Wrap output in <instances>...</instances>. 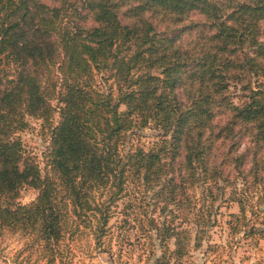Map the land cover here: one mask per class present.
I'll list each match as a JSON object with an SVG mask.
<instances>
[{
    "label": "trees",
    "instance_id": "obj_1",
    "mask_svg": "<svg viewBox=\"0 0 264 264\" xmlns=\"http://www.w3.org/2000/svg\"><path fill=\"white\" fill-rule=\"evenodd\" d=\"M227 190L229 230L264 242V0H0V234L53 261L70 222L98 242L115 214L152 264H186Z\"/></svg>",
    "mask_w": 264,
    "mask_h": 264
},
{
    "label": "rangeland",
    "instance_id": "obj_2",
    "mask_svg": "<svg viewBox=\"0 0 264 264\" xmlns=\"http://www.w3.org/2000/svg\"><path fill=\"white\" fill-rule=\"evenodd\" d=\"M55 118L56 116L53 121ZM26 119L27 127L18 132L16 136L20 137L25 150L34 156L43 172L44 164L41 159V151L48 143L47 129L41 126L39 120L29 117ZM152 134V129H141L139 142L147 145L153 140ZM249 191L248 194H252V199L249 202L254 203V196L258 191L253 189ZM191 193L194 200L200 197L198 188L192 189ZM35 194L36 191L31 188H21L17 200L20 203H28ZM99 195L102 196V194ZM99 195L97 194V196ZM228 199L229 190L214 203L210 215L212 214L211 218L214 216L215 221L211 225H206V232L200 245L193 247L192 240L190 243H185L187 245L186 248L184 247L185 254L181 258L182 262L186 260V264H251L256 260L263 261L264 242L262 240L255 245L250 238H243L241 232L232 234L229 230L227 221L233 220L230 216L231 213H238V205L235 201ZM197 206L198 201L195 207ZM206 206H204L205 209ZM245 208L246 218L252 221L255 217L250 213L249 204L245 205ZM112 209L117 210L113 207ZM191 214L189 221L182 224L193 235L195 218ZM210 215L205 214L204 219L207 220ZM120 222L119 217L113 214L108 219L106 231L98 242L94 240L91 229L88 227L93 226L94 221L80 222V225L70 222L72 230L63 236L61 250L55 254L53 261L49 260L48 253H43L30 243L28 235L4 229L0 234V264H152L155 257L159 256V250H155L152 255L139 249L136 234L127 230V225L122 226ZM184 241L182 239L183 243ZM173 242V239L168 240L170 251L174 248ZM172 259L174 258L170 256L171 262Z\"/></svg>",
    "mask_w": 264,
    "mask_h": 264
}]
</instances>
